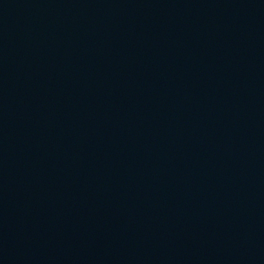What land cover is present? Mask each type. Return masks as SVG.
I'll return each mask as SVG.
<instances>
[{
	"label": "water",
	"instance_id": "obj_1",
	"mask_svg": "<svg viewBox=\"0 0 264 264\" xmlns=\"http://www.w3.org/2000/svg\"><path fill=\"white\" fill-rule=\"evenodd\" d=\"M0 264H264V0H0Z\"/></svg>",
	"mask_w": 264,
	"mask_h": 264
}]
</instances>
